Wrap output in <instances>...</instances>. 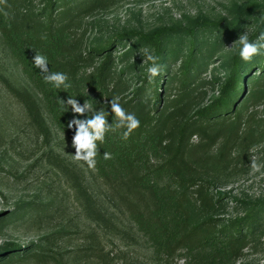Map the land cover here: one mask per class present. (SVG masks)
I'll return each instance as SVG.
<instances>
[{
  "label": "trees",
  "instance_id": "16d2710c",
  "mask_svg": "<svg viewBox=\"0 0 264 264\" xmlns=\"http://www.w3.org/2000/svg\"><path fill=\"white\" fill-rule=\"evenodd\" d=\"M117 1L0 0L3 43L31 86V91L11 89L38 132L48 136L50 122L71 143L75 128L67 124L79 114L62 106V100L76 96L82 105L93 99L96 107L110 112L103 102L119 97L140 126L127 139H122L123 129H115L98 141L94 170L126 205L156 263L237 264L245 246L264 234V199L247 201L230 194L223 201L226 194L217 192L210 201L198 202L195 189L205 196L207 186L217 187L233 174V155L264 142L259 110H264V50L249 61L238 55V44L225 50L247 27L253 29L251 41L264 32V5L237 7L233 17L219 22L200 16L147 33L131 28L110 33L97 15ZM122 48L126 51L120 53ZM145 48L160 65V75L152 81L147 79ZM36 54L47 57L51 72L66 73L70 87L47 83L34 66ZM97 60L99 68L90 72ZM215 61L220 63L206 81L202 76ZM207 86L218 95L191 115ZM172 91L176 93L163 108L162 95ZM115 120L110 114L108 122ZM194 136L200 140L192 144ZM227 211L243 214L217 217ZM17 214L1 217L0 229ZM38 255L12 245L0 253V264Z\"/></svg>",
  "mask_w": 264,
  "mask_h": 264
},
{
  "label": "rangeland",
  "instance_id": "374dc122",
  "mask_svg": "<svg viewBox=\"0 0 264 264\" xmlns=\"http://www.w3.org/2000/svg\"><path fill=\"white\" fill-rule=\"evenodd\" d=\"M263 5L264 0H118L100 11L97 18L110 33L125 28L147 33L186 25L200 16L219 22L233 17L237 7ZM246 31L250 36L253 29L247 27ZM237 44L238 41L229 42L225 50L229 52ZM124 51L122 48L120 53ZM215 62L202 76L206 81L220 63ZM100 64V60L95 61L90 72ZM11 88L31 91L0 33V218L18 213L0 229V253L15 245L39 254L14 264H157L151 248L131 222L126 205L98 178L94 168L73 158L71 141L50 122L48 136L38 132ZM200 91L206 93L192 106L191 115L218 95L209 86ZM175 93L162 95L163 108L169 95L172 99ZM108 102L105 100L103 105ZM259 110L264 118L263 107ZM199 140L194 136L190 143ZM218 147L213 146L215 150ZM233 158V174L228 180L217 187L207 186L205 196L196 187V201L203 198L208 202L217 192L226 194L223 201L230 194L247 201L264 199V142ZM253 162L260 166L258 170L253 168ZM215 201L219 203V198ZM22 212L24 216L19 215ZM219 214L218 218L229 219L243 213ZM237 264H264V234L245 246Z\"/></svg>",
  "mask_w": 264,
  "mask_h": 264
},
{
  "label": "clouds",
  "instance_id": "9594fccd",
  "mask_svg": "<svg viewBox=\"0 0 264 264\" xmlns=\"http://www.w3.org/2000/svg\"><path fill=\"white\" fill-rule=\"evenodd\" d=\"M5 15L8 13L5 12ZM264 19V17H262ZM238 41V55L244 61H249L254 55L261 54L264 50V32H260L255 41L249 39L248 32H244L239 35ZM144 56L149 65L146 68L147 79L149 81L154 80L155 77L160 75V65L157 63V57L153 52L147 48L144 49ZM33 63L35 67L41 70L44 74V80L50 83L54 88L70 87L68 83V76L64 72H51L48 68V59L46 56L36 54L33 57ZM93 99L85 100L81 105L76 96H69L66 100H62V106H71V111L75 114L73 118L68 121V128H75V134L72 139V146L75 148L73 158L75 160L83 161L88 168H95L97 160V154L99 148L97 142H104L106 134L115 130L123 129L122 139H127L128 136L140 126V120L134 112H128L119 102V97H113L108 105L110 112L102 108L96 107L92 103ZM116 117L115 122H108L109 115ZM83 117V118H81ZM105 159L111 158V153L103 152ZM259 165L253 162V168L259 169Z\"/></svg>",
  "mask_w": 264,
  "mask_h": 264
}]
</instances>
